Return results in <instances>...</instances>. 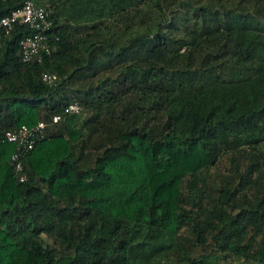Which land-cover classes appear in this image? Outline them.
<instances>
[{
    "label": "trees",
    "instance_id": "obj_1",
    "mask_svg": "<svg viewBox=\"0 0 264 264\" xmlns=\"http://www.w3.org/2000/svg\"><path fill=\"white\" fill-rule=\"evenodd\" d=\"M33 1L56 48L1 38L0 264H264V0ZM40 120L19 180L5 132Z\"/></svg>",
    "mask_w": 264,
    "mask_h": 264
},
{
    "label": "built area",
    "instance_id": "obj_2",
    "mask_svg": "<svg viewBox=\"0 0 264 264\" xmlns=\"http://www.w3.org/2000/svg\"><path fill=\"white\" fill-rule=\"evenodd\" d=\"M49 13L50 9L45 5H37L33 0H23L20 6L0 17V42L2 36L8 34L16 24H28L34 29V33L20 40L17 53L23 61H41L44 55L50 54L56 48L54 43L49 42L48 31L52 25ZM41 79L48 84H53L57 76L53 72H42ZM80 108V104L74 101L69 103L64 111L78 112ZM60 118V114H55L52 120L57 121ZM44 129L45 122L40 120L32 125L20 124L5 132L6 139L14 144L10 161L19 180L25 179L23 157L33 148L37 140L44 138Z\"/></svg>",
    "mask_w": 264,
    "mask_h": 264
},
{
    "label": "rangeland",
    "instance_id": "obj_3",
    "mask_svg": "<svg viewBox=\"0 0 264 264\" xmlns=\"http://www.w3.org/2000/svg\"><path fill=\"white\" fill-rule=\"evenodd\" d=\"M262 146L264 148V142L262 143ZM142 232H143V227L136 226L133 229L132 239L133 240L139 239L142 235ZM181 250L186 251L189 255L187 256L184 255V253L181 252ZM190 254H195V256L198 257L199 264H214L218 259V255L214 253L212 248L208 246L199 247L184 242L179 245H176L171 251L168 252L167 255H163L161 258H159L158 261L152 263H143L137 260H132L130 264H183L184 261L186 260V257L190 256ZM226 264H237V263L232 260L231 262H228Z\"/></svg>",
    "mask_w": 264,
    "mask_h": 264
}]
</instances>
